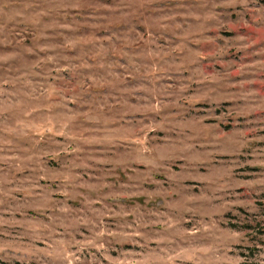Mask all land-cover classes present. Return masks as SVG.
Returning <instances> with one entry per match:
<instances>
[{
	"label": "rangeland",
	"instance_id": "obj_1",
	"mask_svg": "<svg viewBox=\"0 0 264 264\" xmlns=\"http://www.w3.org/2000/svg\"><path fill=\"white\" fill-rule=\"evenodd\" d=\"M0 264H264V0H0Z\"/></svg>",
	"mask_w": 264,
	"mask_h": 264
}]
</instances>
